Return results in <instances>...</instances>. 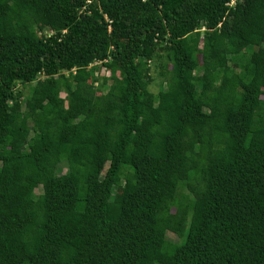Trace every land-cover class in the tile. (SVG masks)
<instances>
[{"label":"trees","instance_id":"16d2710c","mask_svg":"<svg viewBox=\"0 0 264 264\" xmlns=\"http://www.w3.org/2000/svg\"><path fill=\"white\" fill-rule=\"evenodd\" d=\"M0 264H264V0H0Z\"/></svg>","mask_w":264,"mask_h":264},{"label":"rangeland","instance_id":"374dc122","mask_svg":"<svg viewBox=\"0 0 264 264\" xmlns=\"http://www.w3.org/2000/svg\"><path fill=\"white\" fill-rule=\"evenodd\" d=\"M163 63H165V60H164V58L161 56L160 59H159V61L156 60V61L154 62V64H151V66H152V67H151V68H152V73H151V74H152V76H153V83L150 85L149 89H150V91L153 92V93H157V91H158V89H159L160 82H161V80H162L161 75H160V73H161V72H160V71H161L160 66H161ZM100 74H101V73H99V75H100ZM61 96L63 97L64 94L62 93ZM200 149H201V150H205V146H204V145H201V146H200ZM59 174H60V175L67 174V169H66L65 166L62 165ZM118 191L120 192L119 189H118ZM168 237H169L170 239H173V240L175 239V237L172 236L171 234H169Z\"/></svg>","mask_w":264,"mask_h":264}]
</instances>
